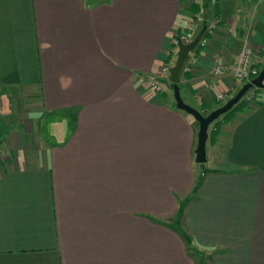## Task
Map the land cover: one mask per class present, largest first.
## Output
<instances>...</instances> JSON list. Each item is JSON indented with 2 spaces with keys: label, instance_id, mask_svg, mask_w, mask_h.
I'll list each match as a JSON object with an SVG mask.
<instances>
[{
  "label": "crops",
  "instance_id": "0c3cea01",
  "mask_svg": "<svg viewBox=\"0 0 264 264\" xmlns=\"http://www.w3.org/2000/svg\"><path fill=\"white\" fill-rule=\"evenodd\" d=\"M192 24L209 114L246 45L264 67V0H0V264H264V89L197 163L160 76Z\"/></svg>",
  "mask_w": 264,
  "mask_h": 264
},
{
  "label": "water",
  "instance_id": "95a60500",
  "mask_svg": "<svg viewBox=\"0 0 264 264\" xmlns=\"http://www.w3.org/2000/svg\"><path fill=\"white\" fill-rule=\"evenodd\" d=\"M204 30L200 31L192 41L188 43L180 42L178 44V52L175 62L170 67L168 79L171 83V89L174 93L175 105L178 109L184 110L188 114L192 115L199 123V130L197 134V146L195 149V161L199 164L207 162V141L209 138V127L223 114L230 111L234 105H236L247 92L255 88H264V67L261 69L259 75L249 82L245 83L235 95L229 98L223 105L219 106L209 114H203L200 110H197L188 104H186L180 95L181 74L184 68L185 62L188 60L189 53L196 49L203 36Z\"/></svg>",
  "mask_w": 264,
  "mask_h": 264
},
{
  "label": "built area",
  "instance_id": "2783aa9c",
  "mask_svg": "<svg viewBox=\"0 0 264 264\" xmlns=\"http://www.w3.org/2000/svg\"><path fill=\"white\" fill-rule=\"evenodd\" d=\"M207 34L208 35L205 37L202 36L199 42V45L201 47H205L206 44L208 43V40L212 34V29H207ZM195 36H196L195 26L194 24H192L187 32L174 38L173 44L177 47L180 42L188 43L192 41ZM253 54H254V50L250 45H246L243 48L239 62L233 70V76L235 82L243 83L244 81L249 80L251 78H255L259 75L261 69H259L255 64H253ZM171 66L172 65L170 64H165L161 69L160 76L167 77L169 75V70ZM223 68H224V61L222 59H218L214 65L215 73L216 74L222 73ZM186 70L191 71V68L187 67ZM150 87L157 93H160L162 91L161 86L153 80L150 82ZM227 96L228 95L226 93H221L218 99L225 100ZM3 158H4V154L3 152L0 151V162Z\"/></svg>",
  "mask_w": 264,
  "mask_h": 264
},
{
  "label": "trees",
  "instance_id": "16d2710c",
  "mask_svg": "<svg viewBox=\"0 0 264 264\" xmlns=\"http://www.w3.org/2000/svg\"><path fill=\"white\" fill-rule=\"evenodd\" d=\"M207 35H208V34H207V29H205V30H204V33H203V37H205V36H207ZM200 48H201V46L198 45L194 51H199ZM174 57H175L174 54H169V57H168V59H167L168 64L173 65V63L175 62V61H174ZM252 79H253V78L244 81V82H243V85H244L245 83L249 82V81L252 80ZM167 83L171 86V83H170V81H169L168 79H167ZM263 89H264V88H255V87H253V88H251V89L247 92V94H248L249 92L252 91V93L256 96L257 93H258V92H261ZM247 94H246V95H247ZM246 95H245V96H246ZM245 96H244V97H243V98H242V99H241L236 105H234V107H233L230 111H228L227 113H225V114H223L222 116H220L218 119H216V120L210 125L209 130H208V132H209V138H208V141H209L210 143H214V141L216 140V138H217L218 135H219L220 128L222 127V125H223L224 123H226L228 120H230V119L232 118V116H233L235 113H237V112H241V111H244V110H246V109L248 108L249 103L247 102Z\"/></svg>",
  "mask_w": 264,
  "mask_h": 264
},
{
  "label": "rangeland",
  "instance_id": "374dc122",
  "mask_svg": "<svg viewBox=\"0 0 264 264\" xmlns=\"http://www.w3.org/2000/svg\"><path fill=\"white\" fill-rule=\"evenodd\" d=\"M180 95H181L183 101H184L186 104H188L189 106H191V107L197 109L196 106H192L193 104L190 105V104L188 103V99L186 98V90L181 89V90H180ZM245 98H246V100H247L248 103H251L252 101H254V100L256 99L255 95L252 94V91L249 92V93L245 96ZM250 98H251V100H250ZM222 103H224V101H223ZM197 110H198V109H197ZM206 115H207V114H206ZM196 122L198 123L197 120H196ZM198 124H199V123H198ZM207 159H208V157H207ZM207 162H208V160H207ZM206 164H208V163H206ZM203 165H205V164H203ZM208 165H209V164H208Z\"/></svg>",
  "mask_w": 264,
  "mask_h": 264
}]
</instances>
